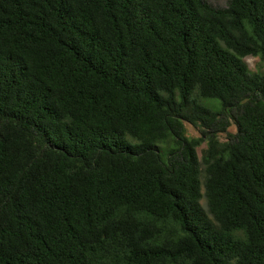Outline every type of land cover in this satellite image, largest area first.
Here are the masks:
<instances>
[{"label": "trees", "instance_id": "trees-1", "mask_svg": "<svg viewBox=\"0 0 264 264\" xmlns=\"http://www.w3.org/2000/svg\"><path fill=\"white\" fill-rule=\"evenodd\" d=\"M262 56L264 0H0V264H264Z\"/></svg>", "mask_w": 264, "mask_h": 264}, {"label": "rangeland", "instance_id": "rangeland-1", "mask_svg": "<svg viewBox=\"0 0 264 264\" xmlns=\"http://www.w3.org/2000/svg\"><path fill=\"white\" fill-rule=\"evenodd\" d=\"M207 3H209L210 5L214 6V7H218V8H225L227 6L228 0H205ZM249 71L252 73H258L261 74L262 76H264V56L262 57H246L243 60ZM203 106H205L206 108L217 112L220 110L221 105L219 103V101L217 100H204L201 102ZM186 128V136L188 138H192V137H197L199 134L196 130H194L190 125L186 124L185 125ZM235 127L232 125L229 129H228V133H235ZM220 138L224 139L225 138V134L220 135ZM204 148V146L202 145L200 148L197 149V154L199 156V158L201 157L200 155V150ZM201 205L205 208V200L202 199L201 200Z\"/></svg>", "mask_w": 264, "mask_h": 264}]
</instances>
